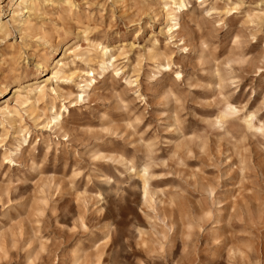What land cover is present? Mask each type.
Segmentation results:
<instances>
[{
    "label": "rangeland",
    "instance_id": "374dc122",
    "mask_svg": "<svg viewBox=\"0 0 264 264\" xmlns=\"http://www.w3.org/2000/svg\"><path fill=\"white\" fill-rule=\"evenodd\" d=\"M183 1L0 0V107L73 73L0 117V264H264V0Z\"/></svg>",
    "mask_w": 264,
    "mask_h": 264
},
{
    "label": "bare ground",
    "instance_id": "6f19581e",
    "mask_svg": "<svg viewBox=\"0 0 264 264\" xmlns=\"http://www.w3.org/2000/svg\"><path fill=\"white\" fill-rule=\"evenodd\" d=\"M13 1V0H11ZM19 1L18 2V6H20L21 4L25 5L27 8V11L33 10L36 8L37 6V0H16ZM47 1V0H46ZM164 1V0H163ZM53 2V1H52ZM173 4L175 5L174 8L169 9V15L171 17V20L174 21L173 25L170 27L171 30L178 28L179 26V21H178V12L181 8L186 7L185 3L183 0H173ZM257 2V1H256ZM45 3V2H44ZM58 3V2H57ZM14 4V3H13ZM51 4V3H50ZM258 4V3H256ZM261 4V3H260ZM263 4V3H262ZM11 5V4H10ZM57 6V5H56ZM168 7V6H167ZM166 7V8H167ZM1 10V9H0ZM26 10V9H25ZM2 13V12H1ZM15 13V12H14ZM190 13L192 14V12L190 11ZM21 14V13H20ZM23 14V13H22ZM253 17V15H252ZM21 21V20H20ZM14 22V21H13ZM19 22V21H18ZM260 22V21H259ZM23 26H28L29 25V21L28 20H24L21 21ZM20 23V24H21ZM18 24V25H20ZM6 27V24L0 19V31L4 30ZM60 27V26H59ZM168 29V30H170ZM9 31V30H8ZM7 31V32H8ZM43 31V30H42ZM5 34V33H4ZM7 35V34H6ZM39 37V36H38ZM45 43L46 44H50L52 43V41L50 39H45ZM54 43V42H53ZM125 44V43H122ZM133 44V43H132ZM101 45V44H100ZM134 45V44H133ZM51 46V45H50ZM62 46V45H61ZM79 46V45H78ZM104 46V45H103ZM122 46V45H120ZM43 47V46H42ZM52 47V46H51ZM66 46H64L65 48ZM54 48V47H53ZM58 48H55V52H58ZM107 47H105L101 53V58L100 60H98L97 62H95L98 65L99 71H96L97 75H100L101 73H104L108 68H109V64L112 65V60H114V56L111 52V50H106ZM64 50V49H63ZM60 52V50H59ZM58 52V53H59ZM74 49L70 47L65 48L64 51V57L70 53H74ZM34 57V54H33ZM59 57V56H58ZM71 58V57H70ZM77 58V57H76ZM37 62H36V67L41 69V72L44 73L45 75L47 74L48 71H50L51 75L48 78H45V80L41 81V82H35V83H29L30 80H28V84H24V85H17L15 86V91L14 93L16 94L15 97V106H9V105H4L3 107H0V117L5 120V119H11L14 115L19 113V107L21 106H25V104L30 103L31 102V98H44L46 97L50 92H54L56 94V96L54 97V99H56L58 91H57V87H52L50 88L48 85L50 82H52L53 80H59L61 78L67 79L72 81L73 80V73H68L67 69V63L63 60H57L54 62V64L52 65V63L50 62L51 59L49 57L43 58L41 56H37L36 57ZM106 59H109V61H107ZM79 60V59H78ZM1 62V61H0ZM164 68V66L162 67ZM40 72V73H41ZM84 72V71H83ZM94 72L95 69H90V71L88 72H84L83 74H87L90 75L91 78L88 81H85V83H83V85H81V92H79V96L80 98H82V94L87 93L88 90L92 87V85H94L96 77L94 76ZM42 77V76H41ZM80 77V76H79ZM99 77V76H98ZM41 80V79H40ZM73 82V81H72ZM80 85V84H79ZM80 87V86H79ZM12 88L10 84H7L1 91L2 94L0 95V99L5 98L8 94H10L12 92ZM13 102V101H12ZM35 103V101H34ZM4 104V103H3ZM27 107V106H26ZM230 111L234 112L235 108H232L231 106L228 107ZM55 109V102L52 104V109L53 110V115L51 117V120L48 121V126L50 128L52 127H57L60 123H61V119H62V114L61 112H57L54 111ZM66 109V108H65ZM237 110V109H236ZM221 114V112H220ZM25 115V114H24ZM228 115V112H224L223 114H221V116L225 119V117ZM236 115V114H235ZM234 115V116H235ZM230 117V115H229ZM218 118V117H217ZM246 118V117H245ZM244 118V119H245ZM247 123L250 127H254V125H252V115L250 116V118L247 120ZM45 126V125H44ZM45 129V128H44ZM21 132V131H20ZM22 133V132H21ZM28 135V134H27ZM29 136V135H28ZM23 143V142H22ZM19 146V145H18ZM134 164H132V161L130 162H126L125 164V169L129 170V172L134 171ZM133 175H131L132 177ZM141 177V176H140ZM143 178V189H144V198H146V177H142ZM112 181V180H111ZM124 189V188H123ZM120 200V199H119Z\"/></svg>",
    "mask_w": 264,
    "mask_h": 264
}]
</instances>
